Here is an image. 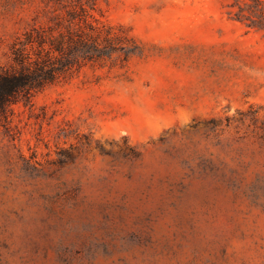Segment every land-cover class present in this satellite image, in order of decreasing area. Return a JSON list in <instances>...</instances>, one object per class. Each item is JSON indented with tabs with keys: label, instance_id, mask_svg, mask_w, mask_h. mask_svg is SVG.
Wrapping results in <instances>:
<instances>
[{
	"label": "rangeland",
	"instance_id": "1",
	"mask_svg": "<svg viewBox=\"0 0 264 264\" xmlns=\"http://www.w3.org/2000/svg\"><path fill=\"white\" fill-rule=\"evenodd\" d=\"M47 0H0V69ZM235 0H101L139 46L0 115V264H264V29Z\"/></svg>",
	"mask_w": 264,
	"mask_h": 264
},
{
	"label": "trees",
	"instance_id": "2",
	"mask_svg": "<svg viewBox=\"0 0 264 264\" xmlns=\"http://www.w3.org/2000/svg\"><path fill=\"white\" fill-rule=\"evenodd\" d=\"M101 0H47L46 21L37 20L11 45L10 62L0 69V115L29 105L33 94L72 79L85 67H105L115 54L127 62L139 52L122 29L96 18ZM233 20L264 29V0H235Z\"/></svg>",
	"mask_w": 264,
	"mask_h": 264
}]
</instances>
